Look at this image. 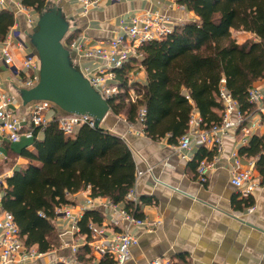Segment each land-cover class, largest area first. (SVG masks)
<instances>
[{"label":"crops","instance_id":"1","mask_svg":"<svg viewBox=\"0 0 264 264\" xmlns=\"http://www.w3.org/2000/svg\"><path fill=\"white\" fill-rule=\"evenodd\" d=\"M22 1L0 0V11L9 10L14 14L13 25L6 37L0 38V83L3 91L14 98L12 107L20 118L28 115L34 103H24L20 88L27 87L29 79L38 77L40 67L36 55L33 56L36 67L30 70L24 67L25 55L34 52L31 35L40 13ZM47 1V7L61 9L69 22L65 44L83 73L97 71L101 63L72 48L68 43L71 39L72 42L82 41L85 46H97L101 41L123 34L122 26L130 24L134 18L155 13L169 17L174 25L197 19L180 0H99L86 10L80 0ZM242 32L246 36L242 42L253 37L251 32ZM7 42L14 58L12 64H7L1 53ZM20 42H25L27 47H22ZM134 57L140 60L139 56ZM129 77L130 83H147L146 71L142 68L137 72L132 70ZM254 84L264 91L262 79ZM254 111L248 112L244 122L251 127L248 135L237 128L222 134V149L192 143L186 150H179V140L177 144L170 143L168 136L154 140L143 132L142 122L130 123L125 115L109 111L100 127L121 136L130 147L137 168L134 190L142 212L138 218L151 224L149 228L137 226L126 219L119 211L125 208L123 202L117 204V209L102 205L97 208L103 214L102 224L136 235L138 241L131 248V258L126 264H148L153 260H158L159 264H264V175L257 167L258 156L239 152L250 144L253 136L264 137V118ZM194 116L200 118L198 112ZM199 129L202 127L195 126L191 131L195 134ZM43 137L44 132L40 131L38 138ZM25 148L35 149L33 135H23L14 142L8 139L7 133H0V173L6 178L17 170L28 168L30 160L23 154ZM203 149L204 156L200 154ZM211 151L214 153L209 157L207 153ZM236 157L240 168L250 169L257 183L248 197L242 196L240 189L231 182ZM202 159L210 165L203 175L205 180L198 169ZM6 178L3 185H6ZM90 194V187L70 194V203L60 208L82 215ZM146 198L147 201L142 202ZM112 221L117 224L113 226ZM53 222L60 240L58 245L43 253L34 245L30 249L39 254L36 258L9 264H56L73 256L74 245L79 249L84 246L87 235L72 230V222L63 213ZM88 263L97 264L95 259Z\"/></svg>","mask_w":264,"mask_h":264},{"label":"trees","instance_id":"2","mask_svg":"<svg viewBox=\"0 0 264 264\" xmlns=\"http://www.w3.org/2000/svg\"><path fill=\"white\" fill-rule=\"evenodd\" d=\"M47 0H23L39 13ZM197 17L175 25L160 40L139 48L140 60L132 57L116 78L119 91L108 98L110 111L125 115L130 123L142 117L143 132L154 140L166 136L178 140L189 130L195 112L201 127L209 129L222 121L224 104L220 96L226 88L243 111L252 112L248 92L264 76V0H180ZM14 23V14L0 11V38ZM232 30L248 31L252 38L239 42ZM71 39L68 43H72ZM139 62V65H134ZM144 69L147 83H130L129 74ZM59 111V110H58ZM44 132L42 139L38 133ZM33 151L23 150L30 163L15 171L3 185L2 207L13 213L20 237L27 248L37 245L47 252L60 243L53 220L57 208L69 204L68 196L90 187L94 197L124 203L125 209L141 217V206L127 199L136 181V163L126 141L100 126L83 124L72 135L54 120L33 131ZM264 137L253 136L240 154L258 156L257 167L264 175ZM214 151L207 153L212 157ZM204 156V149L200 151ZM143 199L142 202H146ZM249 203H247L248 205ZM98 209L86 210L78 221L80 233L91 238V223L101 224ZM90 248L78 250V258L90 262ZM56 264H63L57 262ZM99 264H114L109 256Z\"/></svg>","mask_w":264,"mask_h":264},{"label":"built area","instance_id":"3","mask_svg":"<svg viewBox=\"0 0 264 264\" xmlns=\"http://www.w3.org/2000/svg\"><path fill=\"white\" fill-rule=\"evenodd\" d=\"M86 10L90 6H95L99 0H80ZM115 1V0H112ZM1 6V5H0ZM32 21V19H29ZM175 25L171 19L159 13L147 15L141 18H134L128 25H123V34L108 40L101 41L95 47H82V41L70 43L72 48L79 50L85 56L96 58L101 64L97 71H86L84 75L88 78L91 85L95 87L105 98L119 91V84L115 70L121 68L132 57L139 56V48L150 40H160L164 35L173 31ZM17 38H20L19 36ZM22 47H27L25 42H20ZM1 53L7 64L14 63L13 55L9 48V43L2 46ZM30 54L25 55L24 67L26 70L35 68L36 64ZM38 77H33L26 82L27 87L35 84ZM264 81V76L261 78ZM110 81H112L110 83ZM224 104L222 111V121L209 129H199L195 134L191 131L195 126L201 128V118H196L193 114L189 130L179 139V150L189 149L192 143L199 146L214 145L222 149V134L235 131L240 128L245 135L251 131V127L244 124L249 113L243 111L239 103L233 98L231 93L222 88L220 92ZM249 102L254 106V112L264 118V91L256 84L249 89ZM14 98L2 89L0 83V133H7L10 141H19L23 135H33L35 127H45L51 121H56L60 129L66 134H73L75 130L83 124L95 126L94 119L87 114L62 113L59 108L47 100L35 101L24 118L18 117L13 109ZM59 110V111H58ZM47 113H51L49 116ZM144 110L140 112V122ZM235 167L231 178L232 184L240 189L242 196L248 197L252 194L257 183L253 179L250 169H241L240 161L236 157ZM209 164L205 160H200L198 164L199 173L202 180L207 172ZM6 175L0 173V264H9L13 261H29L36 258L39 254L33 249L27 248L20 237V230L12 212L2 207L4 196L3 183ZM127 199L138 203V197L134 188L130 190ZM117 209V204L105 197H94L90 194L87 202L83 205L84 212L89 209H97L100 206ZM126 219L137 226L151 225L146 219L135 217L126 211L125 208L119 210ZM57 213H63L72 222V230L79 232V219L82 215H74L70 210L57 208ZM117 221H112V225ZM91 238L84 239V246L90 248L89 256L96 260L97 264L105 256L113 259L114 264H126L131 258V248L137 243V237L128 230H115L110 225L91 223ZM79 246L72 247L73 256L63 260V264H89L78 258ZM158 260H153L148 264H159Z\"/></svg>","mask_w":264,"mask_h":264},{"label":"water","instance_id":"4","mask_svg":"<svg viewBox=\"0 0 264 264\" xmlns=\"http://www.w3.org/2000/svg\"><path fill=\"white\" fill-rule=\"evenodd\" d=\"M69 22L61 9L48 6L40 13L31 35L32 56L40 61L38 79L31 87L20 88L24 103L47 100L62 113L90 115L97 126L108 115L110 105L73 61L65 44Z\"/></svg>","mask_w":264,"mask_h":264},{"label":"rangeland","instance_id":"5","mask_svg":"<svg viewBox=\"0 0 264 264\" xmlns=\"http://www.w3.org/2000/svg\"><path fill=\"white\" fill-rule=\"evenodd\" d=\"M232 35L234 36V37H236L237 38V40L239 41V42H242V40L243 39H245V35L243 34V32L242 31H238V30H232ZM247 40V39H246ZM82 47H84V50L86 49V47H89V46H85L84 45V43L82 44ZM92 47H95V46H92ZM139 122H140V120H138ZM72 135V134H71Z\"/></svg>","mask_w":264,"mask_h":264}]
</instances>
